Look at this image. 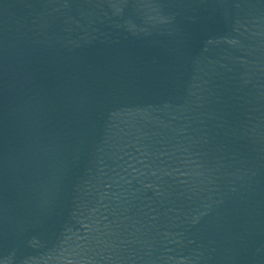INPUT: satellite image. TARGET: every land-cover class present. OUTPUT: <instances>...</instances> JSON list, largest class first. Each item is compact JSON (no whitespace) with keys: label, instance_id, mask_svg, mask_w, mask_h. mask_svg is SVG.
Segmentation results:
<instances>
[{"label":"water","instance_id":"95a60500","mask_svg":"<svg viewBox=\"0 0 264 264\" xmlns=\"http://www.w3.org/2000/svg\"><path fill=\"white\" fill-rule=\"evenodd\" d=\"M0 264H264V0H0Z\"/></svg>","mask_w":264,"mask_h":264}]
</instances>
